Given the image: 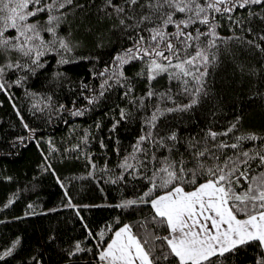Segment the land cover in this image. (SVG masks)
I'll list each match as a JSON object with an SVG mask.
<instances>
[{"label": "snow or ice", "instance_id": "6c2138e0", "mask_svg": "<svg viewBox=\"0 0 264 264\" xmlns=\"http://www.w3.org/2000/svg\"><path fill=\"white\" fill-rule=\"evenodd\" d=\"M221 21L227 22L230 36L218 31ZM106 36L120 45L107 60L102 55L77 56L90 46L103 53ZM53 58L55 70L46 77L53 83L68 79L62 66L76 60H87L90 68L95 61L97 67L91 70L92 83L82 79L73 85L83 89L78 95L87 105L76 107L73 96L67 109L50 92L41 99V117L51 120L66 110L83 115L109 101L113 108L127 101L119 107L120 119L111 110L105 114L112 120L107 135L113 137L122 120L143 113L139 135L128 147L114 137L119 157L115 169L107 164L105 138L98 139L105 150L103 172L113 173L106 182L121 189L115 204H73L66 182L49 162L44 170L52 171L64 191L69 203L61 207L75 210L82 238H65L57 226L37 248L17 235L11 246L0 250V264H238L241 253L249 250L248 264H264V130H239L246 116L243 101L226 126L214 127L223 108L221 93L234 99L247 83L249 89L256 88L249 101L264 105V0H0V90L8 92L9 85L38 77ZM130 62L141 63L131 77L124 70ZM162 74L168 84L156 90L152 82ZM139 77L148 81L143 94L135 92ZM24 95L35 105L39 93L27 89ZM16 112L20 114L19 108ZM93 126L100 130L101 120ZM23 127L29 129L28 123ZM83 131L64 152L83 156L92 166L85 175L99 184L93 154L85 150L97 135L88 128ZM49 145L55 150L51 141ZM19 192L17 188L0 208L7 211ZM37 207L29 201L22 216L37 215ZM83 208L120 211L93 226L81 214ZM21 218L4 216L0 226Z\"/></svg>", "mask_w": 264, "mask_h": 264}, {"label": "trees", "instance_id": "16d2710c", "mask_svg": "<svg viewBox=\"0 0 264 264\" xmlns=\"http://www.w3.org/2000/svg\"><path fill=\"white\" fill-rule=\"evenodd\" d=\"M226 21H221V27L218 28L222 36H230L231 32L226 27ZM172 29L169 28V31ZM106 48L103 53L97 51L94 47H89L83 51H77V56H98L102 55L104 60H107L120 47L119 44L109 42L107 36L105 37ZM235 47V45H232ZM127 47V43H125ZM53 63L49 64L45 71L38 77H30L27 83L23 85H9V91L4 92L0 90V205H2L10 196L19 188L20 192L13 205L9 206L7 211L0 208V219L4 216L8 217H22L18 223H9L7 226H0V250L4 246H11V240L17 235L24 237L25 244L35 245L37 248L42 246V241L47 231L59 226V235L67 237L69 234L73 235V239H81V233L84 231L81 228L79 220L76 218L75 210L70 206L61 207V205H68V200L64 197V191L57 182L55 175L51 170L45 171L50 162L52 168H55L56 175H59L62 180L66 182L68 194L72 197V203L76 205H95L98 203L115 204L121 198V189L106 182L107 177L113 173H104L105 165V150L102 149L98 143L100 136L105 138V143L109 146L107 149V164L109 168L115 169L118 164L119 157L114 148V137H119V142L122 147H128L133 138L139 135L140 129V113L133 116L129 120L121 121L118 128L113 133V137L107 135L108 125L112 120L105 115L110 110L119 117V107L127 104H117L113 108L111 101L107 104H100L96 108H88L83 115H73L71 111H63L59 116H53L51 120L46 117H41L39 109L44 105L41 103L42 98L50 92H54V99L57 102L64 103L67 109H71L73 105L72 97L76 96V107L87 105V101L83 96L78 95V89L73 85H79L82 79H87L89 83L93 82L91 77L92 68H96V62H93L92 68L89 66L87 60H76L73 63L62 66V71L68 74V79L57 81L53 83L46 77L51 76L54 71ZM103 64H99L102 68ZM141 69V63H131L125 66V73L128 76H133ZM98 70V69H97ZM239 72V69L237 70ZM15 79V77H12ZM69 80L71 83H69ZM240 82L245 80L244 77H239ZM95 84H99V79H95ZM174 83V82H173ZM135 92L143 94L147 91L148 81L146 77H139L134 81ZM168 79L166 74L154 79L152 87L159 90L166 87ZM27 89H31L39 96L36 99L35 105L30 103V97L24 95ZM173 90H175V83ZM256 91L253 86L249 89L248 84L245 83L243 89H237L232 96H224L221 93L220 99L223 101L222 111L216 116V124L214 127L219 129L221 126H226L232 119L231 113L239 109L243 101L246 116L244 122L240 126L241 132L255 131L258 134L264 130V105L258 100L249 101L248 95L250 92ZM244 93V95H242ZM112 99H115L113 96ZM153 102L155 98H152ZM178 101L183 103L185 100L177 97ZM146 100L148 98L146 97ZM15 106V107H14ZM163 106V105H162ZM168 106H171L170 102ZM16 108H19L20 114L17 115ZM47 111V110H45ZM216 111V109H213ZM238 114V113H237ZM23 116V122L28 123L29 129L23 127V122L20 119ZM101 120V129L97 130L93 125L97 119ZM168 119H173L171 114H167ZM183 123L182 121H178ZM206 121H202V125ZM88 128L89 131L97 135V139L85 149L91 152L92 159L95 161L96 168L94 174L101 178L98 184L91 177L85 175L91 169L88 161L81 156L76 158L73 153H65L64 150L70 144L78 142V138L84 135L83 129ZM70 130H74L70 135ZM195 131V129H192ZM235 135V133L231 134ZM25 137L23 142L15 141V137ZM55 145V150L50 151V145ZM82 143V142H81ZM83 148V143H82ZM45 156L48 160L45 161ZM123 156V152L120 153ZM63 157V159H62ZM71 158V163L66 161ZM4 176H11L12 180L6 181ZM103 189V190H101ZM131 195V193H125ZM29 201L38 205L35 211L38 213L34 216H22L26 205ZM48 209L47 212L44 210ZM54 210V211H53ZM118 209L115 208H83L81 214L86 221H91L94 226L96 222L103 223L104 219L111 216L119 215ZM103 218V219H102ZM75 224V228L71 227ZM40 241L41 243H37ZM91 240L85 243H91ZM51 247L45 248V258L51 252ZM79 259L80 257H76ZM19 259V257H16ZM251 259L250 250L247 253L242 252L238 258V264H248ZM6 264H13V261L8 260Z\"/></svg>", "mask_w": 264, "mask_h": 264}]
</instances>
